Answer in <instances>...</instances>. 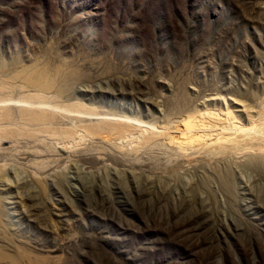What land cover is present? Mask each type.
<instances>
[{"label": "rangeland", "instance_id": "rangeland-1", "mask_svg": "<svg viewBox=\"0 0 264 264\" xmlns=\"http://www.w3.org/2000/svg\"><path fill=\"white\" fill-rule=\"evenodd\" d=\"M262 156L264 0H0V264H264Z\"/></svg>", "mask_w": 264, "mask_h": 264}, {"label": "bare ground", "instance_id": "bare-ground-1", "mask_svg": "<svg viewBox=\"0 0 264 264\" xmlns=\"http://www.w3.org/2000/svg\"><path fill=\"white\" fill-rule=\"evenodd\" d=\"M41 83V82H40ZM42 84V83H41ZM46 84V83H45ZM30 110H24V111H22V112H24V114H25V112H27V115L26 116H28V114H29V116H28V118L29 119H36V120H38V119H47V118H52V116L50 115V114H48L47 112H45V111H43L42 109L41 110H31L30 112H29ZM47 111V110H46ZM4 113V114H3ZM1 115H2V117L3 118H8V114L4 111ZM40 121V120H39ZM43 121V120H42ZM42 121H40V123H42ZM113 122V121H112ZM114 127H111V128H114L115 130H116V132H117V134L118 135H120V136H122L121 134L122 133H124V135L123 136H125V134H128V133H125V132H127L128 130H133L134 131V129L135 128H133L132 126H129V125H127V124H125V123H117V124H114L113 125ZM137 130V129H136ZM135 130V131H136ZM8 132H10L9 131V129L7 130ZM6 131V132H7ZM134 131V132H135ZM72 132V131H71ZM89 131H87V133H88ZM133 132V133H134ZM64 133V132H63ZM67 133V132H66ZM86 133V134H87ZM114 133H115V131H114ZM131 133H132V131H131ZM70 134L71 133H69V136H70ZM74 135V134H73ZM72 135V136H73ZM130 135V134H129ZM68 136V137H69ZM129 137V136H128ZM66 138V137H65ZM135 138V137H134ZM141 139V138H140ZM262 159L261 160H259V165L261 166H264V156H262L261 157ZM239 162V161H238ZM231 170V169H230ZM212 172V171H211ZM225 178H227V177H225ZM223 180V179H222ZM223 182H224V180H223ZM226 183V182H225ZM229 187V186H228ZM4 220H3V218H2V216L0 215V228H2L3 229V227H4V222H3ZM1 232V236H3V241L4 240H8L9 238L8 237H5L6 235L2 232V230H0ZM4 238H6V239H4ZM9 241V240H8Z\"/></svg>", "mask_w": 264, "mask_h": 264}]
</instances>
